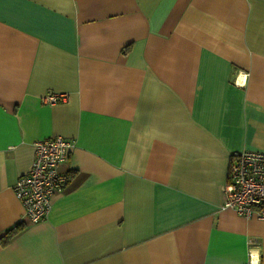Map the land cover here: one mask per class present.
<instances>
[{
  "label": "crops",
  "instance_id": "1",
  "mask_svg": "<svg viewBox=\"0 0 264 264\" xmlns=\"http://www.w3.org/2000/svg\"><path fill=\"white\" fill-rule=\"evenodd\" d=\"M56 135L68 181L30 222L12 185ZM240 150L264 151V0H0V264H264V217L221 206Z\"/></svg>",
  "mask_w": 264,
  "mask_h": 264
},
{
  "label": "built area",
  "instance_id": "2",
  "mask_svg": "<svg viewBox=\"0 0 264 264\" xmlns=\"http://www.w3.org/2000/svg\"><path fill=\"white\" fill-rule=\"evenodd\" d=\"M246 77V72L239 71L234 83L243 85ZM64 98L65 94L45 93L40 99L42 103H53ZM73 147L71 139L60 135L33 142L31 165L26 172L18 175L12 185L30 222L46 217L51 197L65 188L68 178L60 172L59 165L68 159ZM222 192L223 208L232 209L247 218L264 217V151L233 152ZM250 262H253L252 258Z\"/></svg>",
  "mask_w": 264,
  "mask_h": 264
},
{
  "label": "trees",
  "instance_id": "3",
  "mask_svg": "<svg viewBox=\"0 0 264 264\" xmlns=\"http://www.w3.org/2000/svg\"><path fill=\"white\" fill-rule=\"evenodd\" d=\"M23 226V223H18L16 224L13 228L7 230L6 234L4 236H2V238L0 239L2 245H4L8 239L10 238V236L16 232L17 230H19L21 227Z\"/></svg>",
  "mask_w": 264,
  "mask_h": 264
}]
</instances>
